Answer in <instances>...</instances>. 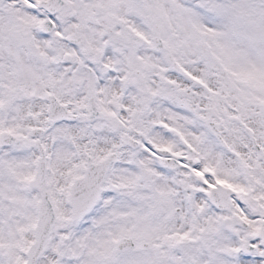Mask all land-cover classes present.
Instances as JSON below:
<instances>
[{
  "label": "snow or ice",
  "instance_id": "1",
  "mask_svg": "<svg viewBox=\"0 0 264 264\" xmlns=\"http://www.w3.org/2000/svg\"><path fill=\"white\" fill-rule=\"evenodd\" d=\"M0 264H264V0H0Z\"/></svg>",
  "mask_w": 264,
  "mask_h": 264
}]
</instances>
